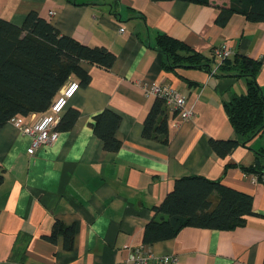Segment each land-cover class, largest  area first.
<instances>
[{"label":"crops","instance_id":"crops-1","mask_svg":"<svg viewBox=\"0 0 264 264\" xmlns=\"http://www.w3.org/2000/svg\"><path fill=\"white\" fill-rule=\"evenodd\" d=\"M230 2L0 0L2 19L22 26L36 12L62 35L116 55L110 69L81 62L89 80L65 110H78L80 118L72 130H59L53 145L30 155L22 124L10 120L0 128V264H126L135 250L172 264H264V179L242 170L264 154V130L225 156L211 146L213 139H239L225 104L247 90L246 78L221 76L215 47L225 44L232 57L258 61L264 96V21L234 14L220 25L221 8ZM158 34L214 58L211 69L170 66L156 47ZM155 84L182 92L195 113L180 121L168 109L167 144L143 134L156 101L145 87ZM106 109L121 117L116 153L104 149L92 128ZM45 112L20 119L33 124ZM192 176L249 195L253 214L233 230L185 227L170 240L145 244V229L160 218L156 208L175 180ZM57 222L75 228L71 248L64 247L62 234L56 242L46 239Z\"/></svg>","mask_w":264,"mask_h":264},{"label":"trees","instance_id":"trees-1","mask_svg":"<svg viewBox=\"0 0 264 264\" xmlns=\"http://www.w3.org/2000/svg\"><path fill=\"white\" fill-rule=\"evenodd\" d=\"M182 1L207 3L209 0ZM230 1L228 7L221 8L220 25L226 24L234 14L244 15L254 22L264 21V0ZM156 45L168 55L169 65L173 67L211 69V62L215 61L166 34H158ZM115 60L116 55L104 47L85 46L62 35L36 12L29 13L22 26L0 18V128L16 117L47 111L70 77H76L80 86L86 84L89 75L82 70V61L110 69ZM220 63L217 62V68L221 76L230 73L247 80L246 93L225 104L230 124L239 139L211 141L212 148L225 156L264 130V96L257 83L261 67L258 61L235 55ZM79 118L78 110L69 109L60 121L59 130H72ZM120 123L121 117L106 109L95 117L92 124L95 135L108 152L116 153L121 148V142L115 136ZM143 134L164 144L169 142V110L162 99L156 98ZM242 170L263 180L264 154L258 153L254 165L242 167ZM1 179L0 176V182ZM214 195L216 202L213 201ZM156 214L160 218L155 217L145 229L144 241L148 245L170 240L185 227L222 231L243 226L253 214V202L249 195L227 187L219 180L192 176L175 180L173 189L156 208ZM59 234L65 237L64 247L71 248L75 228L57 222L46 239L56 242Z\"/></svg>","mask_w":264,"mask_h":264},{"label":"built area","instance_id":"built-area-1","mask_svg":"<svg viewBox=\"0 0 264 264\" xmlns=\"http://www.w3.org/2000/svg\"><path fill=\"white\" fill-rule=\"evenodd\" d=\"M124 31L125 29L122 27L120 32ZM213 53L222 63L223 60L233 55V50L223 44L215 47ZM80 87V81L70 77L48 110L39 116L33 124L23 123L20 119L22 117L12 119L16 124H22L23 133L31 138L30 147L27 149L28 154L34 155L38 149L51 146L59 139L60 121L70 100L76 95ZM145 92L148 96L162 99L169 110L178 113L180 121L194 117L193 108L188 107L186 98L177 89L165 84H155L146 86ZM126 264H172V261L167 257L153 260L150 255H144L139 250H135L129 254Z\"/></svg>","mask_w":264,"mask_h":264}]
</instances>
